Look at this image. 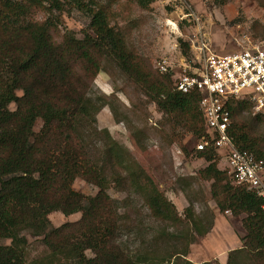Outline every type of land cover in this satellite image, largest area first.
<instances>
[{
	"label": "trees",
	"instance_id": "trees-1",
	"mask_svg": "<svg viewBox=\"0 0 264 264\" xmlns=\"http://www.w3.org/2000/svg\"><path fill=\"white\" fill-rule=\"evenodd\" d=\"M115 1L0 0V264H218L185 258L190 245L211 229L212 220L200 225L192 203L179 216L125 146L98 126L97 114L105 106L120 119L112 98L94 90L96 76L114 67L163 118L198 140L207 135L199 93L177 90L168 72L154 70L132 49L124 32L112 24ZM121 1L141 9L151 3ZM72 12L88 19L80 36L63 22V15ZM180 45L187 55L188 43ZM227 106L235 146L264 158V114L245 116L252 109L245 99L230 100ZM37 118L41 125L34 130ZM138 129L135 140L142 147L146 135ZM171 137L186 153L178 135ZM195 151L206 161L198 180L210 182L219 213L242 215L245 234L241 245L227 252L225 264H264L261 199L217 166L216 150ZM136 174L147 180L139 194L154 224L139 226L137 221L133 228L137 236L139 231L154 232L149 240L153 251H140V246L132 250L122 241L123 206L107 192L110 184L122 187L126 176ZM76 178L96 186V193L75 190ZM53 211L80 216L53 226L48 218ZM27 235L43 246L30 258ZM160 243L169 244L162 256L156 250Z\"/></svg>",
	"mask_w": 264,
	"mask_h": 264
},
{
	"label": "rangeland",
	"instance_id": "rangeland-1",
	"mask_svg": "<svg viewBox=\"0 0 264 264\" xmlns=\"http://www.w3.org/2000/svg\"><path fill=\"white\" fill-rule=\"evenodd\" d=\"M112 9L117 15L112 24L115 23L124 32L132 49L146 58L154 70L155 62L165 58L167 72L173 81L183 69L186 72L197 70L200 62L197 45L202 40L212 52L219 54L239 51L251 44L264 47V0H151L147 9L119 0L112 4ZM186 14L198 19L194 20ZM63 22L80 36L88 19L72 12L63 15ZM183 42L189 45L187 55L181 51L180 44ZM94 90L112 98L120 118L116 121L109 107L105 106L97 114L98 126L107 128L111 136L125 146L158 190L174 203L179 216L183 217L184 209L192 203L200 225L206 226L212 220L211 229L190 245L185 258L194 263L215 260L218 264H225L227 252L239 247L245 234L241 224L242 215L219 213L211 198L210 182L198 180V170L206 165V161L195 154L198 139L191 132L163 118L155 104L148 101L114 67L96 76ZM254 113L252 108L251 113H245V116L252 117ZM40 125L41 120L37 118L34 130H38ZM137 128L143 130L140 131L141 135H146L142 147L135 140L134 130ZM172 133L178 135L186 153L177 142L170 141ZM217 166L221 169L226 167L223 157H219ZM122 185L112 183L107 189L109 195L123 206L121 212L126 227L121 239L132 250L140 246V251L145 252L148 247L152 248L153 240H149L154 232L139 231L137 236L133 226L137 221L140 222L139 226L154 224L139 194L146 188L147 180L137 174L126 176ZM72 186L85 195H94L97 191L96 186L81 178H76ZM79 216L80 213L65 216L59 211L48 214L53 226L76 220ZM169 230H173V227ZM27 238L30 242L29 258L40 254L43 246L33 241L31 236L27 235ZM159 245L160 248L156 250L162 256L166 254L169 244ZM86 254L90 255V252Z\"/></svg>",
	"mask_w": 264,
	"mask_h": 264
},
{
	"label": "built area",
	"instance_id": "built-area-1",
	"mask_svg": "<svg viewBox=\"0 0 264 264\" xmlns=\"http://www.w3.org/2000/svg\"><path fill=\"white\" fill-rule=\"evenodd\" d=\"M197 48L200 51L197 70L183 69L174 80L177 90L185 93L195 90L200 96L199 107L207 135L198 140L195 149L216 150L226 160L225 169L232 182L258 196L264 213V158L235 146L228 132L231 118L227 106L230 100L245 99L251 102L255 113L264 114V47L251 44L239 51L219 54L212 52L202 40ZM155 67L161 73L168 71L165 58L155 62Z\"/></svg>",
	"mask_w": 264,
	"mask_h": 264
},
{
	"label": "crops",
	"instance_id": "crops-1",
	"mask_svg": "<svg viewBox=\"0 0 264 264\" xmlns=\"http://www.w3.org/2000/svg\"><path fill=\"white\" fill-rule=\"evenodd\" d=\"M225 162H226V160H225Z\"/></svg>",
	"mask_w": 264,
	"mask_h": 264
}]
</instances>
